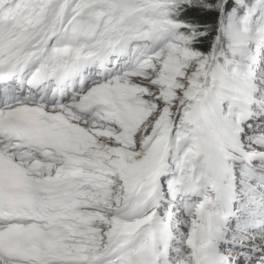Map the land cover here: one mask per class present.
Wrapping results in <instances>:
<instances>
[{
	"label": "snow or ice",
	"instance_id": "obj_1",
	"mask_svg": "<svg viewBox=\"0 0 264 264\" xmlns=\"http://www.w3.org/2000/svg\"><path fill=\"white\" fill-rule=\"evenodd\" d=\"M0 264H264V0H0Z\"/></svg>",
	"mask_w": 264,
	"mask_h": 264
}]
</instances>
